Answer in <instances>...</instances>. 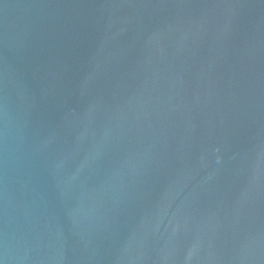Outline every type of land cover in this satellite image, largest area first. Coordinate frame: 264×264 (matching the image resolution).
I'll return each instance as SVG.
<instances>
[{
  "label": "water",
  "instance_id": "water-1",
  "mask_svg": "<svg viewBox=\"0 0 264 264\" xmlns=\"http://www.w3.org/2000/svg\"><path fill=\"white\" fill-rule=\"evenodd\" d=\"M0 264H264V0H0Z\"/></svg>",
  "mask_w": 264,
  "mask_h": 264
}]
</instances>
